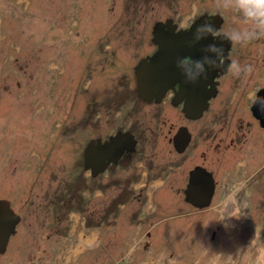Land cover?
<instances>
[{"label":"rangeland","instance_id":"rangeland-1","mask_svg":"<svg viewBox=\"0 0 264 264\" xmlns=\"http://www.w3.org/2000/svg\"><path fill=\"white\" fill-rule=\"evenodd\" d=\"M233 5L0 0V199L21 216L0 264H264V138L254 127L244 150L207 152L223 174L232 172L222 181L232 188L202 211L185 202L188 155L174 154L179 184L169 196L154 197L158 205L151 186L139 192L142 179L141 197L118 198L115 187L107 191L83 169L89 105L96 102L104 113L106 90L131 77L155 47L154 26L173 20L183 27L198 10L221 13L225 31H232L250 23ZM258 66L255 77L264 76V64ZM162 151L151 143L139 156L166 162ZM234 166L244 174L236 177Z\"/></svg>","mask_w":264,"mask_h":264},{"label":"flooded vegetation","instance_id":"flooded-vegetation-1","mask_svg":"<svg viewBox=\"0 0 264 264\" xmlns=\"http://www.w3.org/2000/svg\"><path fill=\"white\" fill-rule=\"evenodd\" d=\"M190 14L186 24L178 27L175 32L182 30L186 35L184 65L188 74H201V69L192 62L203 57L209 61L204 64L206 73L195 80H189L185 75L170 83L166 89L163 86H151L150 91L154 89L156 94L149 91L142 94L143 88L139 87L136 67L141 60L157 52L158 46L154 44L153 50L133 66L131 77L120 78L106 90L109 92V100L103 107L104 113L96 109V102L95 107L89 105V139L86 149L91 147L90 161L86 167L85 150L83 169L89 180H102L107 191L115 187V197L125 198L128 195L138 198L143 194L136 191L151 186V197L158 205L159 201L154 197L169 196L174 183L178 181L175 182L172 177L175 169L174 154L188 155L183 168L185 202L200 211L209 209L222 191L231 193L232 187L229 186L228 190L225 185L223 188L222 181L228 180L232 172L226 170L223 174L224 170L220 171L215 166L217 160H212L214 157L207 152L227 155L237 148L243 149L252 136L249 133L253 127L254 135L264 138V126L257 118L258 115L264 116V76L255 77L253 73H259L258 65L264 64V32L249 39L234 40L230 36L231 31L226 32L224 29L226 20L221 13H199L197 10ZM207 25L212 26L210 33L206 31ZM210 44L220 49L219 55L207 50ZM239 59L241 63L250 62L251 66L235 72L232 64ZM213 60L215 64L211 66ZM96 113H99L98 118ZM211 118L213 123L209 121ZM159 132L164 134L165 140H154ZM179 133L185 138L182 144L176 142ZM151 143L154 148L167 150L169 159L166 162L157 159L151 161L148 157L144 160L139 156ZM163 151L162 157L165 154ZM198 158L203 162H197ZM207 159L212 162L208 163ZM202 170L207 185L198 180L194 186L191 183L192 173ZM235 173L236 177L244 174L241 167ZM139 179L144 180V185H139L141 187L137 190ZM209 194L211 201L207 207L198 208L192 203L193 199ZM124 203L126 205L125 199H122L121 204ZM10 206L15 211L11 203ZM17 215L21 220V216Z\"/></svg>","mask_w":264,"mask_h":264},{"label":"water","instance_id":"water-1","mask_svg":"<svg viewBox=\"0 0 264 264\" xmlns=\"http://www.w3.org/2000/svg\"><path fill=\"white\" fill-rule=\"evenodd\" d=\"M178 25L173 23V20L166 22H158L153 30V42L158 46L157 52L148 59H143L136 67V76L139 80L142 94L157 92L150 87L156 85L163 86L164 89L170 83L181 79L185 76L184 71V54L186 48V35L184 31L175 32ZM151 87V88H152ZM149 88V89H147ZM145 95V94H144ZM261 124L264 126V116L258 115ZM184 136L179 133L176 142L184 141ZM91 147H88L85 152V165L87 167ZM202 171H194L191 177V183L195 186L200 180L201 183L207 185V179L202 175ZM195 205L208 206L211 201V194L193 199ZM20 221V217L13 211L10 202L0 199V253H4L7 249L9 240L13 234L16 233V226Z\"/></svg>","mask_w":264,"mask_h":264},{"label":"clouds","instance_id":"clouds-1","mask_svg":"<svg viewBox=\"0 0 264 264\" xmlns=\"http://www.w3.org/2000/svg\"><path fill=\"white\" fill-rule=\"evenodd\" d=\"M234 8L239 11L243 17L247 18L250 23L241 28H234L230 36L234 40H244L255 36L259 32H264V0H234ZM206 31L210 33L213 29L211 25L205 26ZM208 51H212L219 55L220 49L215 44L208 45ZM208 58L203 57L201 59L195 60L192 63L201 69V74L197 76H190L186 71L185 66L184 71L186 78L189 80H195L201 75L207 72L204 69V64L208 63ZM215 61H211V66H214ZM251 66L250 62L245 61L240 63L239 61H233L232 68L235 72L243 71Z\"/></svg>","mask_w":264,"mask_h":264},{"label":"bare ground","instance_id":"bare-ground-1","mask_svg":"<svg viewBox=\"0 0 264 264\" xmlns=\"http://www.w3.org/2000/svg\"><path fill=\"white\" fill-rule=\"evenodd\" d=\"M87 242V240H86V238L83 240V243H86Z\"/></svg>","mask_w":264,"mask_h":264}]
</instances>
